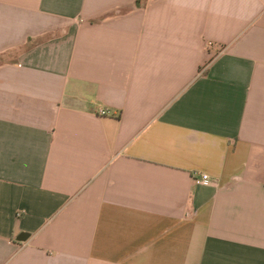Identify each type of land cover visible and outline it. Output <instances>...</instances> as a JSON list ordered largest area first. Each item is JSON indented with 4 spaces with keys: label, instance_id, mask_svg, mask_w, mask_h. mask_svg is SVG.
Instances as JSON below:
<instances>
[{
    "label": "crops",
    "instance_id": "1",
    "mask_svg": "<svg viewBox=\"0 0 264 264\" xmlns=\"http://www.w3.org/2000/svg\"><path fill=\"white\" fill-rule=\"evenodd\" d=\"M0 264H264V0H0Z\"/></svg>",
    "mask_w": 264,
    "mask_h": 264
},
{
    "label": "built area",
    "instance_id": "2",
    "mask_svg": "<svg viewBox=\"0 0 264 264\" xmlns=\"http://www.w3.org/2000/svg\"><path fill=\"white\" fill-rule=\"evenodd\" d=\"M98 114L101 115V116H105V115H106V112L103 111V110H100V111H98ZM199 179H200V180L197 181L198 183H201V184H204V185H207V184L210 183V181H209V177H208V175H206V174H201V175L199 176Z\"/></svg>",
    "mask_w": 264,
    "mask_h": 264
},
{
    "label": "water",
    "instance_id": "3",
    "mask_svg": "<svg viewBox=\"0 0 264 264\" xmlns=\"http://www.w3.org/2000/svg\"><path fill=\"white\" fill-rule=\"evenodd\" d=\"M29 238V235L26 234V233H21L17 238H16V241L17 242H20V243H23L25 241H27V239Z\"/></svg>",
    "mask_w": 264,
    "mask_h": 264
}]
</instances>
